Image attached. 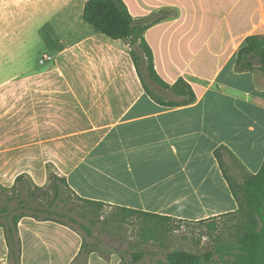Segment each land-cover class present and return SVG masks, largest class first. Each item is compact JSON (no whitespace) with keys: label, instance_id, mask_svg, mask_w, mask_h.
Instances as JSON below:
<instances>
[{"label":"crops","instance_id":"obj_1","mask_svg":"<svg viewBox=\"0 0 264 264\" xmlns=\"http://www.w3.org/2000/svg\"><path fill=\"white\" fill-rule=\"evenodd\" d=\"M124 2L137 20L170 12L144 38L159 77L169 85L184 79L196 102L181 107L155 103L144 91L127 43L85 23L86 2L75 14L74 8L60 7L66 12L63 25L82 29V34L69 42L61 39L53 54L60 62L66 56L85 57L87 69L78 71V78L87 80L84 85L56 89L83 95L72 96L71 101L85 103V118L79 115L81 109L72 108L69 119L72 126L86 127L81 131L85 141L79 145L73 136L69 152L55 148L46 157L80 197L117 209L123 220L133 216L132 210L187 221L236 211L238 205L214 151L226 145L252 174L264 161V75L236 71L246 38L264 35V0ZM63 75L75 77L74 72ZM8 158L15 160L18 155ZM26 158L24 154L19 174H37L35 183L46 185V169H30ZM18 228L22 264H77L83 245L78 232L31 217L23 218ZM120 262L116 253L104 258L91 252L87 260V264ZM0 264H9L3 228Z\"/></svg>","mask_w":264,"mask_h":264},{"label":"rangeland","instance_id":"obj_2","mask_svg":"<svg viewBox=\"0 0 264 264\" xmlns=\"http://www.w3.org/2000/svg\"><path fill=\"white\" fill-rule=\"evenodd\" d=\"M86 1L0 0V184L5 187L15 184L23 170L24 154L28 157L30 169H46L48 176L50 172L60 171L46 156L54 154L55 148L56 152L58 149L63 154L69 152L73 136L79 145L85 141L81 131L86 127L72 126L69 119L72 108L81 109L79 115L85 118V103L71 101L72 96L81 99L83 95L62 93L56 87L77 86L78 82L86 84V78H78V71L87 69V60L66 56L60 62L56 61L53 52L61 39L69 42L82 34V29L63 25L61 18H65L66 12H60V7L74 8L72 13L75 14ZM45 54L52 55L53 60L43 62ZM68 72H74L75 77L65 78L63 74ZM154 90L168 100H182L160 87ZM73 116L77 117V114ZM73 128L75 135H72ZM10 154H17L18 158L9 161ZM233 170L244 172L238 166ZM30 176L35 181L38 175ZM77 204V223L67 220L69 228L82 236L85 248V258L77 264H87L91 252L104 258L116 253L121 257L120 264H167L166 253L169 251L180 249L202 254L212 249L214 243L205 225L190 222L174 225L172 229L175 230L166 234L163 243L146 242L141 234L142 220L136 217L123 220L117 209L108 206L100 210ZM194 220L200 219L194 217ZM141 250L145 251L144 256L134 261L133 254ZM214 264H233V260L217 259Z\"/></svg>","mask_w":264,"mask_h":264},{"label":"trees","instance_id":"obj_3","mask_svg":"<svg viewBox=\"0 0 264 264\" xmlns=\"http://www.w3.org/2000/svg\"><path fill=\"white\" fill-rule=\"evenodd\" d=\"M169 14L163 11L154 17L137 20L124 0H87L83 20L96 32L127 43L144 91L155 103L164 107H181L196 102L194 90L184 79L169 85L159 77L152 49L144 38V33L153 24ZM236 71H259L264 75V35L254 34L246 38V45L238 53ZM158 87L182 100H168L156 94L154 88ZM214 156L238 205L236 211L199 221H187L123 209L133 214L132 217L124 216V220L134 217L142 220L141 234L144 240L161 243L167 233L175 230L172 229L174 225L187 222L205 225L208 236L214 241L212 249L202 254L175 249L166 253L167 264H214L217 259H232L233 264H264V161L259 172L252 174L226 145L216 148ZM237 166L244 171L242 174L234 172ZM77 202L100 210L107 206L80 197L60 172H50L48 183L44 186H38L29 174L17 176L10 188L0 184V228L4 229L6 235L9 264H22L18 226L23 218L53 221L70 227L67 220L77 223ZM82 226L90 233L85 225ZM85 254L83 245L77 262H81ZM144 254V250L135 252L134 261L142 259Z\"/></svg>","mask_w":264,"mask_h":264},{"label":"built area","instance_id":"obj_4","mask_svg":"<svg viewBox=\"0 0 264 264\" xmlns=\"http://www.w3.org/2000/svg\"><path fill=\"white\" fill-rule=\"evenodd\" d=\"M53 60V57L52 55H49V54H45L43 57H42V61L43 62H50Z\"/></svg>","mask_w":264,"mask_h":264}]
</instances>
